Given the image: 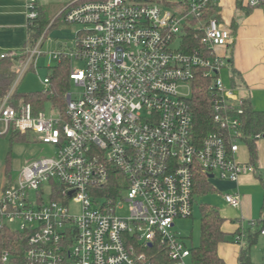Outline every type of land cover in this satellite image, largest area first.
<instances>
[{
  "label": "built area",
  "instance_id": "obj_1",
  "mask_svg": "<svg viewBox=\"0 0 264 264\" xmlns=\"http://www.w3.org/2000/svg\"><path fill=\"white\" fill-rule=\"evenodd\" d=\"M211 5L218 0H72L37 43L0 55L16 62V87L36 69L58 20L79 26L75 48L52 53L70 62L79 97L66 93L65 110L50 113H35L11 94L0 105V136L34 134L54 148L53 156L24 166L0 198V230L27 234L29 264H153L155 246L173 264H186L191 248L174 228L176 219L193 216L198 179L237 184L256 172L255 164L238 160L246 101L222 80L227 61L219 49L233 37L218 18L206 17ZM26 15L29 30L40 0H26ZM190 34L199 47L188 48ZM199 79L207 83L214 125L203 138L189 107ZM43 83L50 86V78ZM116 173L123 176L118 184ZM224 200L242 209L239 192ZM72 203L81 206L77 215ZM126 208L128 216H120ZM241 227L235 242L243 245ZM9 262L5 252L2 264Z\"/></svg>",
  "mask_w": 264,
  "mask_h": 264
},
{
  "label": "trees",
  "instance_id": "obj_2",
  "mask_svg": "<svg viewBox=\"0 0 264 264\" xmlns=\"http://www.w3.org/2000/svg\"><path fill=\"white\" fill-rule=\"evenodd\" d=\"M135 1L159 2L160 0ZM218 12V5H211L207 11L206 17L218 18ZM54 18L55 16L49 17L47 12L40 5L39 19L28 30V39L26 45H34L37 43ZM63 24V22L58 20L52 26L49 32ZM186 44H188V48L199 47V40L195 37V35L190 34L186 39ZM52 69V74L50 77H47L50 78V90L48 93L41 92L22 94L18 92L17 87L14 88L17 80L16 62L12 59H2L0 57V105L2 101L9 94H11L13 101L16 103L23 102L25 104H31L35 113H37L38 111L44 109V105L50 101V97H53L54 105L59 106L64 111L66 106L65 95L70 83V62L68 60H63L61 63H58L57 67ZM189 107L194 115L196 131L200 138H203L214 129L213 112L207 93V83L205 81L199 79L197 88L193 93V97L189 101ZM243 120L247 135L246 144L249 148L250 156L254 163L257 158L256 136L259 134H264V112L256 111L246 101L245 115ZM9 134H11L13 139L17 141H25L27 139L26 136H23L20 133L11 132ZM7 175L10 176L11 174L7 173ZM121 178H123V176L116 173L113 180L114 183L118 184V181ZM12 183H10L8 186H10ZM197 184V194L203 195L215 190L211 185H209L207 177H200ZM113 191L114 190L112 189V193L115 194ZM200 208V242L198 247H190V263L224 264V261L219 255L218 249L220 244L227 241V234L224 232L226 219L221 215L219 209L212 207L209 204H201ZM257 223L258 224L256 228L246 231L247 239L244 247L242 248L240 256L241 264H253L250 258V250L253 245L258 243V238L262 234L263 230V223ZM241 231L242 227L240 226L236 236L241 234ZM29 248L30 247L26 233L13 230L11 228H4L0 230V264H2V256L5 252L10 253L11 262L14 264H29L25 259V254ZM152 250L153 264H173L171 260L167 258L164 252H160L158 247L155 246V248ZM154 255H156V257H154Z\"/></svg>",
  "mask_w": 264,
  "mask_h": 264
},
{
  "label": "crops",
  "instance_id": "obj_3",
  "mask_svg": "<svg viewBox=\"0 0 264 264\" xmlns=\"http://www.w3.org/2000/svg\"><path fill=\"white\" fill-rule=\"evenodd\" d=\"M22 7L23 0H0V46L5 47L8 52L23 50L27 46V19L25 23L19 11ZM218 7V19L222 27L233 37L231 44L219 49V53L227 61V66L221 71V77L225 70L231 83L228 88L234 89L238 95L245 98L256 111L264 112V5L251 8L246 0H218ZM7 27H13V30L3 38ZM3 53L7 52L0 51V55ZM21 135L29 137L32 134ZM256 150L257 158L254 163L248 146L241 160L244 163L255 164L257 167L255 173L242 176L237 184L220 181L229 185L225 194L239 192L242 196L241 210L234 209L225 202V213L220 211L226 219L224 232L227 236L229 232H234L232 234L235 236L234 242L241 225L245 231L251 229L248 225L250 221L261 222L262 226L264 225V196L263 200L255 196V187L259 185L264 188V137L257 140ZM213 181L209 185L216 190L212 185ZM12 182L14 181L11 175H7L6 169L0 184V198L2 190ZM230 212H235V219L226 218V214ZM260 237H264V234ZM237 245L240 246L239 252ZM244 245L235 242V246H231L227 241L220 244L218 252L224 264H241L240 256Z\"/></svg>",
  "mask_w": 264,
  "mask_h": 264
},
{
  "label": "rangeland",
  "instance_id": "obj_4",
  "mask_svg": "<svg viewBox=\"0 0 264 264\" xmlns=\"http://www.w3.org/2000/svg\"><path fill=\"white\" fill-rule=\"evenodd\" d=\"M72 0H40V5L47 12L49 17H56L61 11H63L66 6ZM167 0H160L159 3H166ZM157 2V1H156ZM23 15V21L26 23V0H23V7L19 9ZM79 26L76 25H66L63 24L58 28L51 30L47 36V41L42 48V55L38 57L36 62V69L34 67L29 68L25 75L19 79L17 84V90L22 94L29 93H48L50 86H46L43 81L45 78L50 77L52 74V68L57 67L58 61L53 60L52 53L56 51L66 50L71 51L75 48V30ZM13 28V27H12ZM7 27L4 31L3 38H6V34L13 30ZM46 31V30H45ZM0 51L8 52L5 47L0 46ZM21 52L22 50H18ZM76 66L82 68V63H77ZM52 69V70H51ZM222 80L224 84L229 87L231 85L230 80L224 70L222 72ZM82 89L77 87L73 83H69L67 93H73L75 98L79 97ZM55 98V96H54ZM53 102V97H50L44 105V109L40 111H46L50 113L52 107H55ZM59 107V106H56ZM60 108V107H59ZM37 136L32 134L27 137L25 141H17L13 139L11 134L6 136H0V184L2 180V175L7 169V173L11 174L13 181L15 182L22 168L29 163L42 159L44 157H51L54 154V148L50 145H45L37 141ZM240 146V156L238 155V160L242 162V158L246 154L247 144L243 142L238 143ZM216 190L210 191L207 194H197V204L193 210V216L183 219H176L174 231L177 232L187 243L189 247H198L200 242V222H201V204H209L212 207L219 209L223 214L225 213L224 208L226 207L224 201V194L227 192L229 185H226L217 179L212 182ZM32 199L35 200V192H31ZM255 196L260 199L264 196V188L262 186L255 187ZM71 213L78 214L81 210V206L72 203L70 206ZM118 214L122 217L128 216V209H123L118 211ZM228 220L235 219V212H230L226 214ZM15 228L16 225H13ZM234 233V232H233ZM233 233L229 232L227 236V242L231 246H235ZM239 252L240 246H236ZM264 237H260L257 244L253 245L250 250V258L253 264H263L264 263ZM8 264H14L9 262ZM186 264H191L190 260Z\"/></svg>",
  "mask_w": 264,
  "mask_h": 264
},
{
  "label": "water",
  "instance_id": "obj_5",
  "mask_svg": "<svg viewBox=\"0 0 264 264\" xmlns=\"http://www.w3.org/2000/svg\"><path fill=\"white\" fill-rule=\"evenodd\" d=\"M152 247V245H150Z\"/></svg>",
  "mask_w": 264,
  "mask_h": 264
}]
</instances>
